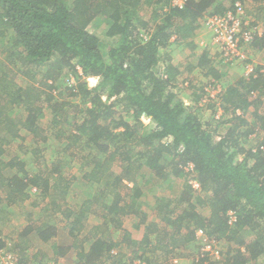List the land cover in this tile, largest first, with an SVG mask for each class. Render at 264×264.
<instances>
[{
    "label": "trees",
    "instance_id": "1",
    "mask_svg": "<svg viewBox=\"0 0 264 264\" xmlns=\"http://www.w3.org/2000/svg\"><path fill=\"white\" fill-rule=\"evenodd\" d=\"M237 1L185 0L179 7L174 6L172 0H0V52L6 53V59H0V66H5V69L0 68V126L4 124L3 111L7 110V105L2 104L5 95L12 97V105L23 103L28 112L18 123L7 117L8 129L20 123L27 131L41 137L45 130L37 124L42 115L38 101L46 96L55 111V124L61 123L57 131L66 134L74 130L67 147H76L79 143L78 158H90L89 165L93 168L83 172L85 180L105 189L100 203L86 199L77 210H63L70 220L67 240L88 232L91 235L88 247L83 246V238L63 246L64 242L56 239L59 235L56 224L45 220L46 216L53 215L47 212L46 206L43 216L28 214L27 224L12 242L5 240L0 225V255L6 251L15 254L23 264H50L51 259L59 262L73 251L76 258L69 264H128L135 259L153 264L143 253L133 252L143 250L144 246H148L145 251L176 252L183 245L196 242V230L203 228L220 247L219 257L201 251L199 245L193 264H264L262 75L243 76L231 72L234 76L231 79L206 53L198 57L195 65L192 64L194 54L189 56L192 64L188 63L189 70L200 67L202 74L210 78L211 85L217 83L211 79L222 85L217 98L223 112L215 119L223 126L229 123L224 133L212 128V124L204 122L200 116L199 104L204 92L195 98L187 94L192 103L186 104L172 88L176 82L178 86L179 82L186 81L178 80L183 75L182 65L174 64L173 47L195 43L203 18L234 10ZM144 4L154 6L151 20L138 15ZM257 5L264 7V0H256L252 6ZM259 10L264 22V9ZM102 20L108 24L104 32L106 39L94 31V23ZM252 46L261 53L262 59L264 34L255 38ZM77 66L86 76L100 78V85L92 88L86 80L79 79L76 85L67 87L71 95L89 97L91 105L86 107L80 123L71 117L70 124L63 129L61 125L68 123L69 116L65 118L60 110L67 102L55 101L48 91L47 80L65 67L78 71ZM11 71H20L25 76L28 82L25 87L15 82L16 73L9 77ZM39 74L44 78L37 77ZM36 81H43L46 87L43 82L36 86ZM184 88L190 87H181L180 91ZM192 88L197 89L195 85ZM143 117L152 121L147 134L136 133L134 129L144 124ZM127 118L134 120V124ZM259 131L263 133L255 134ZM251 134L257 136L256 143L247 147L245 142ZM170 136L171 141H165ZM42 139L48 137L43 135ZM4 151L0 147V154ZM60 153L63 156V147ZM61 160L55 162L59 164ZM3 165L16 169L24 166L16 158ZM116 165L121 168L120 173L113 171ZM58 167L54 163L50 171L25 178L20 172H13L7 179V205L27 199L31 187L54 199L52 195L65 180ZM182 175L187 180L176 197V206L166 197L151 196L154 202H147L146 206L153 208L154 215L144 212L142 205L146 196L143 195L148 176L163 183L170 179V184H174ZM191 179L198 181L199 187H194ZM124 180L131 181L133 186L125 185ZM62 193H67V188ZM94 203L99 207L94 209ZM160 203L162 206H158L160 211H157ZM95 211L102 222L97 221L89 228L93 224L89 222L90 215ZM126 220L135 224L132 231L124 227ZM247 227L248 231L255 229L258 235H245ZM257 229L262 230L261 234ZM121 230L122 236L116 243L111 241L115 240L113 233ZM139 230L144 231L142 238L136 236ZM149 236H153V241ZM179 236L183 242L176 246ZM52 238L55 242L49 247H61V251L48 259L44 256L49 249L46 253L40 248L24 247V239L47 244ZM120 243L126 253L125 260H121V253L117 251Z\"/></svg>",
    "mask_w": 264,
    "mask_h": 264
},
{
    "label": "rangeland",
    "instance_id": "2",
    "mask_svg": "<svg viewBox=\"0 0 264 264\" xmlns=\"http://www.w3.org/2000/svg\"><path fill=\"white\" fill-rule=\"evenodd\" d=\"M154 6L151 7V5H146L144 4L141 9L138 10V15H140L144 20H151L154 17ZM259 9H264L262 6H251L249 8V13L254 15L256 19L258 20L259 24L261 27H264V22L260 19L261 16V11ZM256 11H259L258 13L255 14ZM99 21V20H98ZM94 31L98 32L99 34H103L102 36L106 39L105 37V29L107 27V22L102 20L101 22H95L94 23ZM141 27V26H140ZM93 29V28H92ZM141 30L143 29L145 31V28L141 27ZM204 42V45L202 44ZM197 45H200V48L204 50V47L207 46V41L205 40V37L200 40V44L196 43ZM173 44L172 46H174ZM4 47V46H3ZM1 49V47H0ZM172 49V47H171ZM173 49L174 55H173V62L176 65H182L181 71L183 72V75L180 76L178 79L179 81L181 80H186L185 83H180L177 86H173V90L177 92L185 102L188 104H191V98L187 97V94L191 93L192 98H195L196 95L200 94L201 92H204L205 94L203 95V101L199 106H201L199 109L200 111V116L204 122H209L212 124V128H217L218 132L224 133L226 128L229 127V123L224 124H219L220 121H217L216 119H219V117H214L221 114V101L219 102V98H217L218 93L220 92L219 89L211 85L209 83L210 78L205 77L202 74V70L200 67H196L193 70H189L188 66L191 61L190 57L192 54H196V60L192 61V64H196L198 62V57L200 56V52H197V50H193L192 45H182L179 47L174 46ZM200 49V51H201ZM256 51V50H255ZM259 56L261 57V53H259ZM195 57V56H194ZM0 59L5 60L6 59V53H1L0 52ZM189 63V64H188ZM190 64V65H192ZM215 65H220V69L222 70L223 73L226 74L227 77L234 78L233 75H231L230 71H233L232 69L228 67H223L221 64L214 62ZM0 68L5 69V66L1 64ZM82 70V69H81ZM58 73L55 74L54 77L51 79L47 80V85H50L48 88L49 92L54 96L55 101H65L67 102L64 104L62 110V116H69L66 118L67 124L63 123L61 125V128L66 129L65 127L70 124L69 121L71 117H73L77 122H81L83 117L85 116V109L87 106H90V98L88 97L87 99H83L81 96H76V95H71L70 89L67 87H70L72 85H76L79 82V79H84L86 80L89 87L92 88H97L100 84V78L97 76H91L90 80L85 79L84 77H87L86 75L83 76L81 72L78 71H73L70 67H65L63 70L58 71ZM16 73L15 75V82L19 84V86L25 87V85L28 83L25 76L22 75V73L19 71H11L10 78L12 77V74ZM37 77L44 78L42 77V74H39ZM88 78V77H87ZM43 82V81H42ZM42 82H35V85L37 86L38 84H42ZM224 84L226 83L225 79L222 81ZM44 83V82H43ZM188 84V85H187ZM43 87L45 86V83L42 84ZM192 85H195L197 89H193ZM190 87L189 89L186 90L184 88L183 90L180 91L181 87ZM199 86H203V88H199ZM40 88H42L40 86ZM192 88V89H191ZM26 96H28V93H25ZM3 100L2 104H6L7 107L5 110L4 109V118H3V123L0 126V147L4 148V152L0 154V199L3 201L0 202V225L3 227L1 228L3 230L5 240L8 242L14 241L15 236H17V232L20 231L26 224H27V217L28 214L34 215L35 217L38 216H43L44 209L46 206H48L47 212L53 213V215L46 216L45 220L46 222H53L56 224L59 235L56 238L59 242H64L62 245H67V244H73L77 240H83L82 244L83 246H89L91 241L90 237L91 236L88 234L87 235H82L79 236V238L75 237H70L67 240V237L70 236L68 233L69 231L67 230L68 228V223H69V217L63 210L65 208H70L72 210H77L80 205L83 204V202L86 199H91L94 202L100 203L103 195V190L104 187L100 186L99 184L92 183L91 180L87 181L84 178V171H92V165H89L90 158L87 160H80L79 157V143L76 145V147H67L69 143V136L74 130L71 132H66V134L60 133L57 131V129H60V124H55L54 122V115L55 111L53 112L51 105L46 99V96H42L41 100L38 101V106L42 108V115L38 118L37 124L44 127L43 129L45 130V133H42L48 139H42L41 137L36 136L35 134L30 133L29 131L26 130L24 126H22L20 123L17 126H12L11 129L9 130V121L7 120L8 118H11L15 120L17 123L19 120H24L28 114L27 110L25 109V106L23 103L21 104H14L12 105L13 102L10 100L12 97H5L3 95ZM11 102V103H10ZM12 105V106H11ZM50 105V106H49ZM12 108V109H10ZM121 110V109H120ZM119 110V111H120ZM118 113V112H117ZM116 113V115H117ZM119 115V114H118ZM10 116V117H9ZM121 116V115H120ZM8 117V118H7ZM216 118V119H215ZM130 123L134 124V120H131V118H127ZM7 122V123H5ZM63 122V121H62ZM142 122L144 123L142 126H137L135 129L136 133L139 131L140 134H147L151 128H152V121L147 118L143 117ZM57 127V128H56ZM75 127V126H73ZM122 129V128H121ZM58 132L59 136L57 137L55 134ZM258 133H263L262 131L255 132V134ZM253 134V133H252ZM250 135L249 139L245 142L247 147L252 145L253 143H256V138L257 136L255 135ZM264 134V133H263ZM61 136V137H60ZM6 139V141L3 142V139ZM66 143V144H65ZM65 144V146H64ZM82 146V145H81ZM63 147V156H60V151ZM89 151V150H88ZM87 151V152H88ZM75 152V153H71ZM84 153H82L83 155ZM16 158V160H20L24 164V166L20 169L10 168V167H5L3 163H7L9 160ZM58 159H63L60 162L61 163H56ZM54 163L59 165L58 169L62 172V176L66 180H62L64 182L61 183L60 190H58L56 193H54L52 196H54V199L51 196H46L43 194L41 190L36 189L35 187H31V190L29 191V197L25 199L24 201H21V203H16V204H10L7 205L6 202V196L7 191H8V185H7V179L13 175V172H20V175L22 177H27V175L31 176L32 174L35 173H42L50 171L52 167L54 166ZM26 171V172H25ZM113 171L120 173L121 168L116 165L113 167ZM29 173V174H28ZM44 175V174H43ZM170 178V177H169ZM146 183V191L143 196H146L143 198V201L145 202L142 205V208L145 210L147 214L154 215L152 213L153 208L146 206L147 202H154L151 199V196H162L166 197L167 200H171V204L173 206H176V197L180 193L179 191L181 190L183 184H185L186 177L184 175L180 176L177 180L176 183L170 184L171 180L168 179L166 180L165 183H163L161 180H156L153 179L152 176H148ZM69 182V184L67 183ZM127 186H133V183L128 180H124L123 182ZM67 188V193H62L65 191ZM65 198H62V197ZM54 202L56 203L54 205ZM62 206V209L58 210V208ZM93 208L99 207L98 204L94 203ZM160 208L161 203L157 204L156 208ZM5 207V208H4ZM158 208L157 211H160ZM142 209V210H143ZM46 210V209H45ZM66 214V215H65ZM90 220L89 222L93 223L89 226L91 228L92 225L98 223L97 221L102 222V220H99L97 217L96 211L95 213L90 215ZM155 219H160L159 217H155ZM104 220V219H103ZM95 222V223H94ZM137 222V221H134ZM67 224V225H66ZM126 228H129V230H133L135 227V224L132 221L126 220V223L124 224ZM124 226V227H125ZM105 228V225H103ZM87 228V230L89 229ZM103 228V229H104ZM248 227L244 231L245 235H250V236H256L258 235V232L255 229H251V231H248ZM9 230H13L12 233H9ZM259 233L261 234L262 230L257 229ZM144 231L139 230L136 234L137 238L143 237ZM248 233V234H247ZM134 234V233H133ZM122 236V230L118 231V233L115 234L114 239L111 240L114 243H116V240H118V237ZM87 237V238H85ZM122 239V238H121ZM120 239V240H121ZM119 240V241H120ZM24 247L28 248L29 250H34L36 248H40L41 250H44L46 252L45 254V259H48L51 257L54 253L60 252L61 247H57L55 249H51L49 245L54 244L55 238H52L49 243H38L37 241H32L31 239H24ZM66 241H68L66 243ZM78 241V242H79ZM179 243L176 246H181V242H183L181 236H179L178 239ZM199 245L200 242L197 240L196 242H189L186 246L183 245L180 247L176 252L166 254L162 249L155 251L153 249L147 250L148 246H144L143 250H140L138 247L136 249L138 251L133 252V254L139 253L144 255L145 257H149L151 262L153 264H166L170 263L171 261L174 262V264H193V260L197 257V251L199 250ZM119 249L117 250L118 252L120 251L122 259L125 260V251L122 249L123 243L119 244ZM143 247V246H142ZM175 248V247H174ZM127 250V249H126ZM157 250V251H156ZM160 251V252H159ZM117 252V253H118ZM132 252V251H131ZM131 252H127V254H132ZM168 255V256H165ZM76 258L75 252H71L67 257L61 258L60 261H56L55 259L50 260V264H69L72 263V261ZM54 260L56 262H54ZM145 261V260H144ZM110 264V263H108ZM130 264V263H128Z\"/></svg>",
    "mask_w": 264,
    "mask_h": 264
},
{
    "label": "built area",
    "instance_id": "3",
    "mask_svg": "<svg viewBox=\"0 0 264 264\" xmlns=\"http://www.w3.org/2000/svg\"><path fill=\"white\" fill-rule=\"evenodd\" d=\"M173 5L182 7L185 0H172ZM256 4V0H238L236 8L222 14L208 15L202 20V27L206 28L211 36V46L214 48V55L218 54L217 63L228 67L233 72L245 76H257L261 74L264 80V57L260 59L259 52L255 51L252 43L255 38L264 34V27H261L256 17L249 13V8ZM204 45V42H202ZM77 69L83 76L80 66ZM88 77V78H87ZM84 77L90 80L91 76ZM219 91L222 90L220 82L211 79ZM222 113V111H221ZM219 117V115L217 116ZM167 137L165 141H171ZM194 187H199L198 181L191 179ZM233 215L234 213L231 212ZM197 238L201 244V251L210 252L219 257L220 247L215 239L210 237L205 229L196 230ZM0 264H23L19 258L12 253L2 251ZM130 264H146L143 259H135Z\"/></svg>",
    "mask_w": 264,
    "mask_h": 264
},
{
    "label": "crops",
    "instance_id": "4",
    "mask_svg": "<svg viewBox=\"0 0 264 264\" xmlns=\"http://www.w3.org/2000/svg\"><path fill=\"white\" fill-rule=\"evenodd\" d=\"M203 37H205V40L207 41V46L204 47V50L200 48V45L196 44V43L200 44V40H202ZM211 39H212V36H211L210 32L206 28L201 26V28H199V30H198L196 42L192 43V45L195 44V45H193V50H197V52H200L199 55H203V53H206L210 60H212L213 62H216V61L219 62L217 59L218 54L214 55V48L211 46ZM200 49H201V51H200ZM194 56H195V60H196V54H194ZM216 66L219 68V65H216ZM230 72H233V71H230ZM233 73H235V72H233ZM237 75H239V74H237ZM186 104H188V103L186 102ZM116 233H113V237H115ZM149 238L151 241H153V236H149Z\"/></svg>",
    "mask_w": 264,
    "mask_h": 264
}]
</instances>
